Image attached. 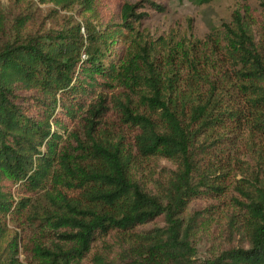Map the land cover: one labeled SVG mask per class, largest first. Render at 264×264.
I'll return each mask as SVG.
<instances>
[{
  "label": "trees",
  "instance_id": "16d2710c",
  "mask_svg": "<svg viewBox=\"0 0 264 264\" xmlns=\"http://www.w3.org/2000/svg\"><path fill=\"white\" fill-rule=\"evenodd\" d=\"M39 1L84 21L31 31L29 13L11 18L0 1V264H24L9 225L33 203L16 194L43 188L57 164L82 199L62 196V213L33 217L64 229L61 243L33 245L41 264H264V177L236 187L229 226L243 245L201 260L193 241L226 191L223 144L251 124L264 141V22L236 10L191 51L162 56L138 26L163 3ZM110 105L133 141L104 125Z\"/></svg>",
  "mask_w": 264,
  "mask_h": 264
},
{
  "label": "rangeland",
  "instance_id": "374dc122",
  "mask_svg": "<svg viewBox=\"0 0 264 264\" xmlns=\"http://www.w3.org/2000/svg\"><path fill=\"white\" fill-rule=\"evenodd\" d=\"M0 1L11 18L19 13H29L31 20L28 22V30L31 31L60 29L65 19L70 16L81 23L84 21V16L79 14L76 8L73 10L63 9L52 1L44 3L39 0ZM129 1L135 2L136 0ZM155 1L163 3L166 6V11L159 12L147 8L150 17L145 19L138 29L141 36L159 47L162 56L170 49H173L175 54L183 53V50L191 51L195 41H202L215 35L217 30L222 28L223 23H230L236 10H240L245 15L252 14L264 22V0H211L203 4H197L190 0ZM199 48L201 47H197L196 50ZM109 107L104 125L116 135L122 130L126 135L127 142L133 141V129L123 125L118 112L111 105ZM260 120L263 121L264 116H260ZM253 123L255 124L256 121ZM83 130L82 124H79L78 131L81 137H84ZM236 130L233 126L232 133L239 132V129ZM220 132L222 133L221 130ZM240 133L242 136L234 147H232L231 140L223 144V151L220 153L222 160L219 173L224 174L221 177V183L225 185L226 191L223 196L216 199L215 209L193 238L197 257L201 260L212 259L223 249L232 245H243V242L246 241L240 240V237L233 235L230 230V219L235 211L233 197L238 196L236 189L238 185L249 186L250 182H254L258 176L264 177V141L259 135L258 126L253 128L251 124L249 128ZM216 136H220V134L217 132L214 137ZM69 143L68 148L73 151L76 145L73 136L67 139V144ZM231 147L234 158H231L230 155ZM224 152H228L227 158H223ZM161 163L174 169V165L168 161L163 160ZM55 172L46 181L44 187L36 193L25 194L21 190L16 194V199L22 196L31 197V203H33V206L27 208L25 214L17 212L9 225L12 232L19 236V258L24 264H41L33 254V245L39 243L51 246L54 242L61 243L55 231L58 233L64 230L62 228L54 229L48 218H43L44 222L42 223L44 224H42L40 220H35L33 217L38 216V213L41 214L40 216L46 217L48 216L46 211L55 214L62 213L64 210L61 204L62 196L70 199H82V189L78 187V178L70 175L69 172H62V166L59 164L56 165ZM195 206L196 203L192 204L191 208ZM27 215H30V219ZM155 225L157 223L151 222L146 226V229Z\"/></svg>",
  "mask_w": 264,
  "mask_h": 264
}]
</instances>
